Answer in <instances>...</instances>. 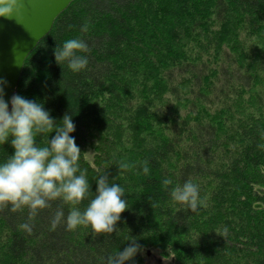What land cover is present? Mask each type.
I'll use <instances>...</instances> for the list:
<instances>
[{"label": "trees", "instance_id": "trees-1", "mask_svg": "<svg viewBox=\"0 0 264 264\" xmlns=\"http://www.w3.org/2000/svg\"><path fill=\"white\" fill-rule=\"evenodd\" d=\"M77 36L89 63L72 73L53 50ZM16 93L57 120L74 113L91 190L105 172L129 207L96 235L52 228L59 201L31 233L27 209L0 210V264H104L129 236L176 264H264V0H74L26 57ZM186 181L199 186L195 212L170 195Z\"/></svg>", "mask_w": 264, "mask_h": 264}, {"label": "clouds", "instance_id": "clouds-1", "mask_svg": "<svg viewBox=\"0 0 264 264\" xmlns=\"http://www.w3.org/2000/svg\"><path fill=\"white\" fill-rule=\"evenodd\" d=\"M23 7L24 0H0V19L19 23ZM87 31V24L82 25L81 32ZM88 48L87 41L80 36L66 39L53 50L55 62L72 73H79L88 66ZM6 84L0 77V151L5 143L10 144L13 151L0 158V210L27 209V220L20 227L31 233L34 217L49 208L51 202L59 201L61 206L51 218L52 228L64 223L68 230L84 226L90 227L93 235L112 233L120 214L129 207L126 192L119 183L110 181L105 172L95 178V192L91 190L86 170L79 164L81 149L71 135L76 128L74 113L66 112L57 120L43 102L18 93L6 101ZM37 137H42L45 143L41 144ZM142 170L149 172L146 165ZM163 183L169 185L171 181L165 178ZM170 195L192 212L203 203L199 186L190 181L175 187ZM63 205L69 206L66 215ZM125 240L131 243L103 257L104 264H125L142 252L143 247L135 237Z\"/></svg>", "mask_w": 264, "mask_h": 264}, {"label": "water", "instance_id": "water-1", "mask_svg": "<svg viewBox=\"0 0 264 264\" xmlns=\"http://www.w3.org/2000/svg\"><path fill=\"white\" fill-rule=\"evenodd\" d=\"M74 0H24L19 23L0 19V77L4 99L16 93L24 61L50 31L54 20Z\"/></svg>", "mask_w": 264, "mask_h": 264}, {"label": "rangeland", "instance_id": "rangeland-1", "mask_svg": "<svg viewBox=\"0 0 264 264\" xmlns=\"http://www.w3.org/2000/svg\"><path fill=\"white\" fill-rule=\"evenodd\" d=\"M92 158L93 152L87 148L85 159L92 161ZM140 254V261L137 264H176L172 255L162 254L160 250L155 248L145 249Z\"/></svg>", "mask_w": 264, "mask_h": 264}]
</instances>
